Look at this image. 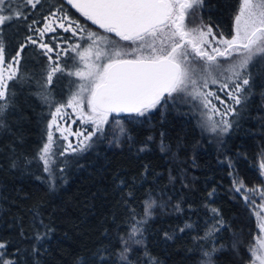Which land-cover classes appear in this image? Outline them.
I'll use <instances>...</instances> for the list:
<instances>
[{"label": "trees", "instance_id": "trees-1", "mask_svg": "<svg viewBox=\"0 0 264 264\" xmlns=\"http://www.w3.org/2000/svg\"><path fill=\"white\" fill-rule=\"evenodd\" d=\"M11 4L28 19L6 24L0 34L7 56L26 45L16 78L8 81L12 103L0 114V242L7 258L15 264H149V257L154 264H249L257 220L233 180L263 184L264 60L252 67L246 110L227 132L206 133L191 106L169 102L144 117L113 114L90 147L69 154L56 149L59 161L45 171L38 153L53 112L77 91L79 79L56 73L46 83L49 61L25 39L38 38L27 25L36 20L34 27L42 28L52 14L67 13L102 31L64 0H41L34 9L23 0ZM238 7L239 0H203L192 26L230 37ZM68 35L57 27L43 42L60 52L58 43L66 41L59 63L71 70L70 45L80 36Z\"/></svg>", "mask_w": 264, "mask_h": 264}, {"label": "snow or ice", "instance_id": "snow-or-ice-1", "mask_svg": "<svg viewBox=\"0 0 264 264\" xmlns=\"http://www.w3.org/2000/svg\"><path fill=\"white\" fill-rule=\"evenodd\" d=\"M23 3L34 9L41 0H23ZM67 3L92 24L103 29L104 33L114 34L128 44L120 46L108 36L91 31L78 20L68 17L67 13L55 17L42 28L34 27L38 23L36 20L27 25L30 32L38 33V38L27 35L25 39L41 49L42 55L49 61L46 83L51 84L56 73L74 76L80 81L77 91L56 107L49 128L56 126L62 133L67 131L60 128L57 117L67 115L63 111L65 108H72L84 124L94 126L95 131L84 136V140H91L97 132H103L104 125L109 123L113 114L127 113L144 117L153 109L166 107L169 102L183 101L198 102V106L207 110L204 115L208 118L211 131H217L221 124L224 125L221 130L228 131L231 124L227 119L222 118L219 122L212 119L213 113L221 112L213 103V99L220 100V97L215 91L208 90L209 83L219 84L220 89L224 90L229 88L227 81L231 80L234 87L229 95L236 104L241 102L238 93L249 84L247 78H242V70L254 56H264V0H239L234 16L235 32L231 38H225L222 32L217 35L208 25L189 27L185 24L186 17L195 16L203 0H67ZM20 19L27 20L28 15L13 10L11 0H0V34L6 24L11 26L14 20ZM57 22L64 32H71L73 36L83 33L81 39L88 41L83 47L79 43L70 45L71 51L75 53L71 58V70L67 62L64 66L59 63L60 57L67 55L68 50L56 52L54 47L43 42L46 33L56 32L53 25ZM24 47L25 44H20L14 55L7 56L5 44L0 38V114L12 103L8 81L16 78ZM54 52L55 61L52 56ZM233 57L236 59L233 60ZM219 58L230 61L227 68H224ZM224 71L231 73V76L224 77L225 82L213 75L218 73L223 76ZM85 101L88 112H84ZM231 111V107H228L222 116H227ZM123 132L121 128V134ZM71 134L83 135L79 132ZM63 139L66 140L67 136H63ZM52 146L53 133L49 131L47 142L38 153L45 171H50L49 164L54 155ZM68 147L71 148V144ZM260 167L264 168V161ZM233 184L234 191L244 201L259 208L255 215L260 221L258 228L261 234L253 238L255 243L248 249L249 264H264V203L257 206L249 195L258 193L264 201V190L246 188L243 181L236 179ZM212 212L217 213L218 210L212 209ZM136 231L133 228V233ZM45 236L47 233L38 234L37 240ZM6 249L7 244L0 242V264H15L14 260L7 258ZM129 250L125 247L119 253L122 261L128 260L126 253ZM205 256L210 257L211 253H205ZM100 258L104 259L103 256ZM81 264L85 262L81 260ZM149 264H154L151 257Z\"/></svg>", "mask_w": 264, "mask_h": 264}, {"label": "rangeland", "instance_id": "rangeland-1", "mask_svg": "<svg viewBox=\"0 0 264 264\" xmlns=\"http://www.w3.org/2000/svg\"><path fill=\"white\" fill-rule=\"evenodd\" d=\"M62 16H63L62 13H54L47 19V23L50 20L54 19L55 17H62ZM68 17H70V16L68 15ZM54 26L59 27L58 26V22H57V24H54L53 27ZM88 29L91 30V31H96L93 28H88ZM62 31H63V29H62ZM96 32H98V31H96ZM234 32H235V29H234V25H233V34L232 35H234ZM99 33L108 36L112 41L118 42V44L120 46H123L122 45L123 42L120 41L119 37H116V36L113 37L109 33H104V32H99ZM83 35H84L83 33H81L79 35H76V36H80V39H79L78 43L81 45V47H83L84 45H86V43H88V41L81 39V36H83ZM68 36L71 37L73 35L71 34V32H69ZM231 36L230 37H226L225 36V38H231ZM64 44H67V47L62 46ZM58 45H59V50H65V49L68 50V43L66 41L65 42L64 41H60L58 43ZM219 59L221 61V64L224 66V68H227V66L229 65L230 61L225 60L224 58H219ZM234 59H236V58L233 57V60ZM262 60H264V56L256 55L248 63L247 67L242 70V78H247L249 80V84L246 85V86H243V91L238 93V95L240 96L241 106H240L239 111L236 112L234 116H232V114H234L235 106L238 105V104H236L231 99V96L229 95V92H231L233 87H234L232 81L231 80L227 81L229 83V88L228 89H224V90L220 89L219 84H211V83H209L208 90L215 91L217 96L220 97V100L213 99V103H215L217 108H219L221 110V112L219 114L218 113H213L212 114V119L213 120L219 122L223 118V119H227L229 121V123L232 124V123L236 122L241 116L244 115V112L246 110L245 102L247 101L246 100L247 98L244 97V92L246 90L249 91V88H250V85H251L250 84L251 83V76H252L251 75V73H252L251 70H252V67L256 63H258V62H260ZM213 75H216L217 78L221 82H225L224 81V77L231 76V73L228 72V71H224L223 72V76H220L218 73H213ZM233 79H235V78H233ZM237 82H239V81H237ZM79 83H80V81H79ZM221 101H223V103ZM178 102L186 104V105H189V106H191L193 108V110L195 111V113L197 114V116L199 118L201 126L204 128L206 133H212L213 135H215V134L223 132L221 130L224 127L223 124H221L220 127L215 132L210 130L208 118H207L206 115H204V113L207 110L204 109L202 106H198V102H188V103L183 102V101H178ZM83 107H84V112H88L89 111V108H88V105H87L86 101H85ZM228 107H231L232 111L229 112L227 114V116H222L223 112ZM63 111L66 112L67 115H63L62 117H57V120H58V124H59L60 128L61 129H67V131H63V133H62L61 131L57 130L56 126H52L51 128H49V131H51L53 133V146L52 147H53V153H54L53 157L50 160L49 167L52 164H57L58 161H59V156L55 155L56 149L57 150L59 149L60 154H69V153H76V152L83 151V150L87 149L88 147H90L93 144L94 140L96 138H98V136L100 134L103 133V132L102 133L97 132L96 135L92 136L91 140H84V136H87V135H89L90 132L95 131L94 126L92 124H84L82 122V120L80 119L79 114L76 111H73L72 108H65ZM54 114H55V111L53 112V115ZM110 119H111V117H110ZM50 123H51V121H50ZM105 128H106V125H104L103 131H104ZM78 132L82 133L83 135L76 136V135H72L71 134V133H78ZM63 136H67V139L66 140L63 139ZM69 144H71V148L68 147ZM73 149H77V150L73 151ZM260 165H261V162L259 164V168H260V173L262 175V173H264V168H261ZM262 177H263V184L262 185L255 186V187H246V188H249V189L250 188H258L260 190H264V175H262ZM249 195L251 196L252 199H254L256 201V205L257 206H259L262 203H264V201L261 200V197H260V195L258 193L254 194V195L253 194H249ZM249 205L253 209L254 214H255L256 211L259 210L258 207L254 208L251 204H249ZM256 220H257V228H258V224H259L260 221H259V218L257 216H256ZM260 234L261 233H260V230L258 228V232H257L256 237L259 236ZM254 243H255V241L253 242V244Z\"/></svg>", "mask_w": 264, "mask_h": 264}, {"label": "flooded vegetation", "instance_id": "flooded-vegetation-1", "mask_svg": "<svg viewBox=\"0 0 264 264\" xmlns=\"http://www.w3.org/2000/svg\"><path fill=\"white\" fill-rule=\"evenodd\" d=\"M88 21V20H87ZM90 24H92L91 23V21H88ZM185 24L186 25H188L189 27H193L192 26V23H191V16H189V17H186V19H185ZM94 25V24H93ZM94 26H96V25H94ZM56 29H57V27L56 26H54ZM98 29H99V27L98 26H96ZM59 28V27H58ZM61 29V28H60ZM102 32H103V29H100ZM64 32V31H63ZM64 33H67V32H64ZM65 47H67V46H65Z\"/></svg>", "mask_w": 264, "mask_h": 264}, {"label": "water", "instance_id": "water-1", "mask_svg": "<svg viewBox=\"0 0 264 264\" xmlns=\"http://www.w3.org/2000/svg\"><path fill=\"white\" fill-rule=\"evenodd\" d=\"M66 3H67V0H64ZM68 4V3H67ZM68 5H70V4H68ZM71 7H72V5H70ZM73 8V7H72ZM75 9V8H74ZM76 10V9H75ZM97 26V25H96ZM124 114H127V113H121V114H119V115H124ZM116 115V114H115Z\"/></svg>", "mask_w": 264, "mask_h": 264}]
</instances>
